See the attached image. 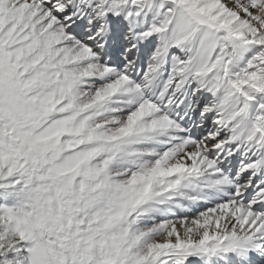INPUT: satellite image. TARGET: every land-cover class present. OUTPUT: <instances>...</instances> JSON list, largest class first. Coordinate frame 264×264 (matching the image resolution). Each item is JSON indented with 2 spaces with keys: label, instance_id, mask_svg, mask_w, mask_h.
I'll list each match as a JSON object with an SVG mask.
<instances>
[{
  "label": "snow or ice",
  "instance_id": "6c2138e0",
  "mask_svg": "<svg viewBox=\"0 0 264 264\" xmlns=\"http://www.w3.org/2000/svg\"><path fill=\"white\" fill-rule=\"evenodd\" d=\"M0 264H264V0H0Z\"/></svg>",
  "mask_w": 264,
  "mask_h": 264
}]
</instances>
